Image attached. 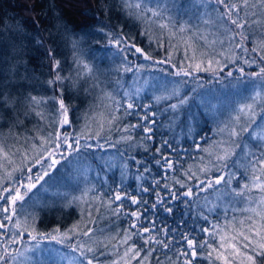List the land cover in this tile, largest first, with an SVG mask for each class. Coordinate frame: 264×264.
Segmentation results:
<instances>
[{
    "label": "snow or ice",
    "instance_id": "1",
    "mask_svg": "<svg viewBox=\"0 0 264 264\" xmlns=\"http://www.w3.org/2000/svg\"><path fill=\"white\" fill-rule=\"evenodd\" d=\"M110 9L149 27L155 25L161 30L160 46L165 33L169 48L178 47L171 41L179 38L187 63L181 61L173 75L198 79L194 73L203 71L222 78L229 69V86H234L233 81L244 85L237 92L241 100L232 107L228 121L218 126L223 138L211 150L195 145L208 158L201 156L198 164L185 168L189 150L178 136L168 134L191 99L181 91L186 81H175L170 89L154 95L157 105L175 100L154 109L153 104L139 102L148 80L143 86L125 88L117 79L115 90L104 93L114 107L107 115L100 114V130L91 134L85 125L79 132L69 131L73 124L69 99L100 87L103 75L98 65L83 58L84 38L71 35L66 24L54 26V32L44 29L35 34L21 25L0 26V264H58L52 257L68 264H264V0H113ZM106 28L99 31L123 54L114 71L139 77L145 65L129 56L153 61L152 55ZM64 47L69 49L70 64ZM33 50L43 58L46 74L37 76L29 67ZM153 63L177 67L171 51L166 59ZM187 119H192L190 114ZM120 121L125 122L117 129L122 133L119 138L112 141L109 135L100 143L104 124L111 131ZM186 128L190 135L192 125ZM9 138L15 141L11 146ZM118 145L124 146L123 151ZM106 147L116 149L120 163L105 160L104 165L118 168L120 178L108 184L104 177L101 183L107 190L101 191L89 181L91 165L83 154ZM17 153L20 165L14 159ZM62 161L74 167L83 181L81 195L58 193L62 204L55 200L40 204L33 199V190L38 185L44 188L46 178ZM18 172L23 179L15 175ZM96 175L99 179V172ZM38 205L41 210L76 206L87 222L38 232ZM101 209L107 217L123 219L127 227L88 226L102 218ZM218 210L225 217L223 224L210 218L219 215ZM25 234L36 243L26 245ZM73 236L86 239L68 245L71 255L48 249V257L35 259L40 240L64 244Z\"/></svg>",
    "mask_w": 264,
    "mask_h": 264
},
{
    "label": "trees",
    "instance_id": "2",
    "mask_svg": "<svg viewBox=\"0 0 264 264\" xmlns=\"http://www.w3.org/2000/svg\"><path fill=\"white\" fill-rule=\"evenodd\" d=\"M113 0H0V26H15L21 25L25 30L35 34L37 31H43L48 29L55 31L54 26H61L66 24L71 35L75 37L84 38V59L90 63H94L99 66L103 75L99 76L100 87L90 91L88 94H80L78 96H72L68 103L73 106V112L71 119L73 124L69 131L79 132L81 129L88 125V131L94 134L99 131L100 114L107 115L114 105L104 95L107 91H113L116 88L115 81L120 79L122 83H127L128 74H122V72L116 73L114 69L118 67L123 60V54L115 50V46L108 44L109 37L99 31L101 27L107 28L105 31L114 32L120 36H123L129 44L135 43L138 47L145 49L153 59H160L168 54L173 48H169V38L165 33L163 35L162 44L160 46L157 41L161 39V30L155 25L149 27L146 24H142L136 20L130 19L124 15L123 12H118L114 9H110V5ZM23 5L24 7H21ZM27 7H32L34 10L29 12ZM62 17V19H57ZM33 21L36 23L34 24ZM149 32V35H144L145 31ZM151 37V40H150ZM178 39V37L176 38ZM176 39L171 41L172 45H176ZM123 46V45H122ZM121 46V47H122ZM68 58V64L71 63V56L69 49L64 47L62 49ZM106 53L107 56L101 59V55ZM29 67L40 76L41 73H47V68L43 66L44 61L39 52L33 50L29 53ZM132 58L133 56H129ZM67 67V65H66ZM43 78V77H41ZM206 80V79H205ZM119 98V97H117ZM140 103L153 104L154 109H163L168 102L157 105L152 100L149 94H141ZM191 115L192 119L187 117ZM117 115H120L117 113ZM170 115V114H169ZM125 121H120L111 126L109 131V125L104 124V129L101 132L100 143H104V138L111 136L112 141H115L122 134L117 129L120 124ZM132 122H135L132 119ZM163 123H167V120H163ZM192 125V131L190 135H187V124ZM42 127V126H41ZM29 129L33 128V124L28 125ZM183 129V132H182ZM54 129H45L46 131H53ZM6 131V130H5ZM214 126L206 115L201 111L196 102L189 101V104L185 106L180 113L179 120L174 125L173 131L169 133V138L172 136H178L180 143L183 147L189 150L188 155L185 157L184 167L186 168L190 164H198L201 156H207L203 151L198 150L195 145L199 144L200 148H207L211 145L215 139ZM26 133H23L24 135ZM34 134V133H33ZM15 141L11 138L7 140L9 146L13 145ZM20 144H16V147H20ZM123 151L124 146H117ZM108 150L116 154V149L107 148ZM13 151L16 148L12 149ZM31 156L32 153L30 152ZM17 165H20V154L14 157ZM93 170L97 173L100 170L105 171L101 165H94L91 161ZM18 178L22 177L18 172L15 174ZM108 178V184L113 181L119 182L120 173L118 169L106 174ZM101 179H96L95 184L101 191L107 190V185L101 183ZM132 184V181H128ZM67 187V186H66ZM134 187V184H133ZM74 186L71 188L74 190ZM37 219L36 230L38 232L51 233L56 227H60L65 230L72 226V224L81 221L82 226L86 223V217L82 220L80 210L73 206L72 208H63L61 210L44 209L41 210L40 206H37ZM93 216L96 213L93 212ZM218 216V215H217ZM101 217L96 220L95 224H89L88 226L99 229H115L117 226L120 228L127 227V224L123 219H116L107 217V214L101 209ZM107 217V218H105ZM213 215L211 219H219ZM83 240L86 238L73 236L69 241L71 244H75L77 240Z\"/></svg>",
    "mask_w": 264,
    "mask_h": 264
},
{
    "label": "rangeland",
    "instance_id": "3",
    "mask_svg": "<svg viewBox=\"0 0 264 264\" xmlns=\"http://www.w3.org/2000/svg\"><path fill=\"white\" fill-rule=\"evenodd\" d=\"M151 2V0H150ZM153 26V25H152ZM151 26V27H152ZM176 45L178 47L174 48L172 52V63L176 64V68H173L171 64H160L156 65L153 63L154 60H164L167 58L168 54L161 57L160 59H153V61H145L139 55L132 57L129 59L134 61L137 64L145 65V69L139 74V77L134 76L133 73H124L128 74L127 83L125 84V88H134L137 86H143L144 80H148V86L144 87V91L141 94H149L152 98L154 95H160L163 92L165 87L169 89L172 87L173 82L178 80L186 81L184 83L181 91L184 94H187L191 97L189 101H194L201 109V111L206 115V117L210 120V122L214 126V134L215 139L212 144L207 147L210 150L213 148L214 142L220 141L223 136L218 132V126H222V123L227 122L229 116L232 114L231 109L235 105L237 101L241 100V96L237 95L238 90L240 92L243 91L244 85H236L235 81H233L234 86H229V80L226 76V73L229 69H225L224 73L221 74L222 78L214 77L211 72H199L194 73V77H198V79H194L193 77H177L173 75L181 65V61H184V46L180 43L179 38L176 39ZM113 47V45H111ZM117 49L116 47L114 48ZM118 52V50H117ZM190 54V53H189ZM186 64L187 61H184ZM231 68V66H229ZM160 69H164V71H160ZM206 79V80H205ZM138 80V83L136 81ZM191 89H196L195 92L191 91ZM153 100V99H152ZM154 101V100H153ZM173 103L175 100L171 101H161V103ZM207 105H211L213 107L209 108ZM95 143V141H91ZM115 153L108 150L107 147L105 149H97L94 151H89L83 155L87 157V163L89 165L92 161L96 167L101 165L105 171L100 170L99 178L101 180L104 179L107 173L113 171L114 169H118L113 167L111 170L107 169L104 165L105 160H109L114 162L115 164H119V158L114 155ZM207 155V153H205ZM103 158V159H102ZM208 156H205L207 159ZM71 159V158H70ZM58 170H54L51 174L50 178H46L48 183L44 185V188H40L37 186V189L33 190V199L39 200L40 204L47 202L51 204L54 200L56 203L62 204L60 196L57 194L63 195L64 193H69L70 195L80 196L81 190L84 188V183L78 176L76 170L71 165H68L67 162L62 161L60 165L57 166ZM35 171V170H34ZM119 171V170H118ZM20 178V177H19ZM24 177H21L23 179ZM88 178L91 183H95L97 179L96 172L93 170L91 165V171L88 173ZM67 186V187H66ZM75 187L74 190L71 189ZM46 189V190H45ZM32 195V194H30ZM208 195L209 199H212V195L210 193H202L201 196ZM79 209V208H78ZM219 211V221L221 224L224 223L225 217L223 215L222 210ZM37 215V212H36ZM218 217L216 214H213ZM233 213L229 212L228 218H230ZM239 216V213H236ZM215 217V218H216ZM214 220V219H213ZM216 220V219H215ZM37 223V222H36ZM35 223V227H36ZM47 233V232H41ZM24 243L26 245H34L36 241H31L30 238L25 234ZM71 244L70 241H66L64 244H58L55 241L51 240H40L39 248L40 251H37L35 254V259H45L48 257L47 250L48 249H59L62 253L72 254L68 245ZM23 249V246L18 245ZM43 253V255L41 254ZM31 255V254H29ZM58 261V264H68L67 260H59L58 257H52Z\"/></svg>",
    "mask_w": 264,
    "mask_h": 264
}]
</instances>
